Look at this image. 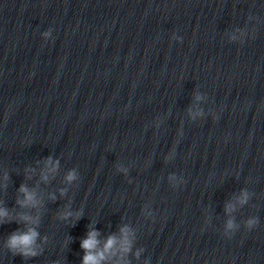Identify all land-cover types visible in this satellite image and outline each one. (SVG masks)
Wrapping results in <instances>:
<instances>
[{"label":"clouds","instance_id":"obj_1","mask_svg":"<svg viewBox=\"0 0 264 264\" xmlns=\"http://www.w3.org/2000/svg\"><path fill=\"white\" fill-rule=\"evenodd\" d=\"M68 179H72V176L69 175ZM22 192L26 194V199L31 201L33 199L32 194L28 193V190L22 185ZM0 215H7L6 212L0 211ZM229 227H231V222H229ZM123 231V230H122ZM97 232L92 231L88 234V238L81 242V247L85 250L86 254L83 258V264H100V260L104 258L103 252H98L97 245L98 241L96 236ZM37 233L33 229H29L24 234H13L8 241V246L12 250L20 249L21 253L25 256L28 255H36L35 252L31 250V246L33 245ZM127 243V241H125ZM116 243L115 237H109L107 243L105 244L104 250L107 251L112 248V246ZM125 251L128 249L125 248Z\"/></svg>","mask_w":264,"mask_h":264}]
</instances>
